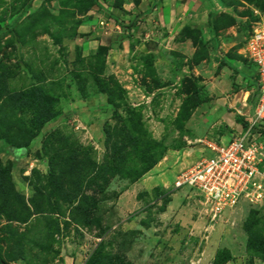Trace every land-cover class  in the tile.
<instances>
[{"label": "rangeland", "instance_id": "1", "mask_svg": "<svg viewBox=\"0 0 264 264\" xmlns=\"http://www.w3.org/2000/svg\"><path fill=\"white\" fill-rule=\"evenodd\" d=\"M211 2L218 35L264 22V0ZM148 7L0 0V264H264V207L212 221L174 189L208 156L206 44L200 29H152ZM161 151L160 182L131 183Z\"/></svg>", "mask_w": 264, "mask_h": 264}, {"label": "crops", "instance_id": "2", "mask_svg": "<svg viewBox=\"0 0 264 264\" xmlns=\"http://www.w3.org/2000/svg\"><path fill=\"white\" fill-rule=\"evenodd\" d=\"M214 9L211 0H149L147 21L152 29L169 35L187 27L202 31L206 47L196 72L203 89V118L209 125L206 131L212 135L209 138L227 143L251 123L260 97V81L258 68L246 52L250 36L235 30L227 36L218 35L211 24ZM260 142L264 146V129ZM160 170L161 165L149 173L154 184L161 180Z\"/></svg>", "mask_w": 264, "mask_h": 264}, {"label": "built area", "instance_id": "3", "mask_svg": "<svg viewBox=\"0 0 264 264\" xmlns=\"http://www.w3.org/2000/svg\"><path fill=\"white\" fill-rule=\"evenodd\" d=\"M246 52L258 68L260 81V97L251 123L230 142L205 140L208 156L180 173L174 182L175 190L188 188L198 193L212 221L243 203L264 207V146L260 142L264 129V22L254 28Z\"/></svg>", "mask_w": 264, "mask_h": 264}, {"label": "trees", "instance_id": "4", "mask_svg": "<svg viewBox=\"0 0 264 264\" xmlns=\"http://www.w3.org/2000/svg\"><path fill=\"white\" fill-rule=\"evenodd\" d=\"M97 5L99 6V2H97ZM129 23V18L127 15L124 16L123 21H120L119 19L115 18V24L116 26H120L122 28V30L124 32H127L130 30V26H127L126 24ZM9 32L12 30L11 28L7 29ZM100 51H105V52H109L108 48L106 47H100L99 48V52ZM23 150V149H20ZM164 157V152L161 151L159 154V157L157 159V161H152L151 164L146 165L145 167H143L140 170L134 169L133 171H131L130 173V180L131 183L135 184L136 182H138L140 179H142L146 174H148L149 172H151L158 164L159 162L163 159ZM94 263V261H93Z\"/></svg>", "mask_w": 264, "mask_h": 264}]
</instances>
